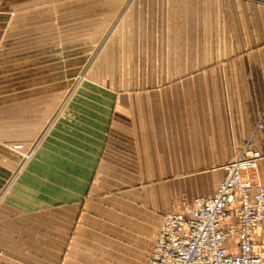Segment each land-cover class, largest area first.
<instances>
[{"label": "crops", "instance_id": "0c3cea01", "mask_svg": "<svg viewBox=\"0 0 264 264\" xmlns=\"http://www.w3.org/2000/svg\"><path fill=\"white\" fill-rule=\"evenodd\" d=\"M127 1L41 0L43 4H60L64 10H77L79 3L90 10V14L56 15V21L63 22L64 45L53 46L49 42L45 50L69 51L71 54L66 59L72 60L73 51H94L103 42L102 50L109 55L102 57L101 66L109 65L103 61L113 59L111 55L117 51L124 52L120 59L134 60L135 66L140 65L134 51L171 52L161 63L167 68L166 77L169 79L175 66L187 67L188 72L198 68L197 83L200 92H204L203 97L231 100L233 128L237 132L234 146L241 148L251 139L252 145L264 154V119L258 128L264 111V2L134 0L121 14ZM174 9L182 12L175 13ZM117 11L120 14H116ZM79 19L86 28L82 39L73 31L78 28ZM46 24L51 27L60 23L46 18ZM190 50L198 51L197 58L176 61L174 51ZM53 58L60 59V56L54 54ZM130 62L128 64L132 65ZM77 64L71 61L61 65ZM149 77L140 81H158ZM121 102L128 103L127 100ZM155 108L119 105L113 123L96 122L94 117L90 121L89 112L56 121L0 197V264H90V194L100 189L101 181L98 184L97 180L161 178L164 175L159 174L160 161L171 164L167 168L171 174L176 172V166L182 170L190 168L191 151L183 149L175 155L174 149L169 148L175 147L169 141L174 135L170 123L166 129L168 143L161 144L162 132L150 130L155 122L139 117L143 110L154 111ZM175 108L170 105L163 108L167 121ZM178 109L182 114L186 111L185 107ZM127 114L134 115L136 121H128ZM143 129L148 131L145 139L141 134ZM183 137L186 138L185 130ZM160 146H166L161 160ZM181 146L187 147V143ZM235 158L227 156L221 163ZM257 176L264 184V157L259 161ZM217 182L212 188L206 190L205 187L200 194L213 195ZM83 227L86 231L80 234ZM143 230L140 226L134 228L133 235L121 241L110 264H146L143 254L148 230L147 233ZM85 237L87 249H80V241L84 243ZM253 239L254 252L264 256V229L258 226ZM16 243L20 244L18 249L13 247Z\"/></svg>", "mask_w": 264, "mask_h": 264}, {"label": "rangeland", "instance_id": "374dc122", "mask_svg": "<svg viewBox=\"0 0 264 264\" xmlns=\"http://www.w3.org/2000/svg\"><path fill=\"white\" fill-rule=\"evenodd\" d=\"M133 1L124 4L121 14ZM69 10L62 9L60 4H43L41 0H0V197L58 119L81 117L80 113L89 112L90 121L94 117L96 122L113 123L119 105L154 106V111L143 110L139 117L155 122L150 130L162 132L163 138L159 133L161 144L168 143L166 129L170 123L174 135L169 141L175 147L169 148L174 149L175 155L183 149L191 151L190 168L182 170L176 166V172L171 176L167 169L171 164L160 161L159 174L164 175L161 178L97 180L102 185L100 183V189L90 194L89 212L90 264H110L122 245L121 241L129 234L133 235V229L139 226L144 233L148 230L143 254L147 264L163 212H193L197 194L204 193L205 187L206 190L212 188L215 181L219 185L225 176V164L233 161L221 163V159L227 156L238 158L250 149H258L252 145L251 139L241 148L234 146L237 132L233 128L231 100L203 97L204 92H200L197 83L198 68H191L188 72L187 67L175 66L169 79L166 77L167 68L161 63L171 52L134 51L140 67L135 66L134 60L130 59L132 65H129L130 60L120 59L124 52L118 51L112 53L113 59L103 61L109 65L101 66L102 57L109 55L102 50L103 42L94 51H73L72 60L66 59L71 54L69 51L45 50L49 42L53 46L64 45L63 22L56 21V15L90 14V10L80 3L77 10ZM116 14H120L119 11ZM46 18L60 24L46 26ZM81 21L79 19L78 28L73 29L80 39L85 38L86 32ZM54 54L60 59L55 60ZM174 55L176 61L194 60L198 51H174ZM71 61L78 64L61 65ZM149 76L158 81H140L150 79ZM126 100L127 104L121 102ZM168 105L176 107L169 116L170 121H167L163 109ZM177 107H185L184 114ZM125 118L136 121L134 115L127 114ZM263 119L264 111L258 128ZM184 130L186 138L183 137ZM147 132L143 129L141 134L145 136ZM183 143H187V147H182ZM159 150L161 160L166 146H160ZM257 172L258 166L251 170L250 177L255 183H262ZM83 230L86 228H80V234ZM86 238L84 243L80 241V249H87ZM19 245L13 244V247L18 249Z\"/></svg>", "mask_w": 264, "mask_h": 264}, {"label": "built area", "instance_id": "2783aa9c", "mask_svg": "<svg viewBox=\"0 0 264 264\" xmlns=\"http://www.w3.org/2000/svg\"><path fill=\"white\" fill-rule=\"evenodd\" d=\"M262 157L244 152L225 164L213 195L195 198L193 212L165 213L147 264H264L253 239L264 229V184L250 177Z\"/></svg>", "mask_w": 264, "mask_h": 264}]
</instances>
